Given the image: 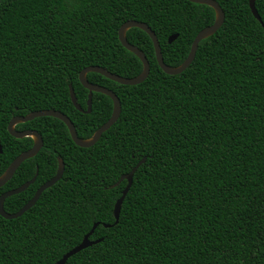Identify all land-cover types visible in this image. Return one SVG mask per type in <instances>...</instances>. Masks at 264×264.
<instances>
[{
	"label": "trees",
	"instance_id": "trees-1",
	"mask_svg": "<svg viewBox=\"0 0 264 264\" xmlns=\"http://www.w3.org/2000/svg\"><path fill=\"white\" fill-rule=\"evenodd\" d=\"M221 26L198 43L178 74L157 64L148 34L131 27L127 41L149 62L147 77L120 84L100 73L87 80L111 89L121 111L88 147L76 145L52 116L17 123L40 133L43 145L25 159L0 194L15 212L51 178L62 176L16 218L0 215V264H55L94 223L100 239L64 264H264V0H216ZM145 22L165 64L179 65L214 10L189 0H0V174L33 144L16 138L12 116L55 109L88 138L112 112L111 99L88 90L78 74L97 65L125 77L142 70L117 30ZM177 37L168 42L171 34ZM72 87L79 111L71 101ZM115 221L113 205L127 183L110 187L142 158ZM107 224L109 226H104Z\"/></svg>",
	"mask_w": 264,
	"mask_h": 264
},
{
	"label": "water",
	"instance_id": "water-1",
	"mask_svg": "<svg viewBox=\"0 0 264 264\" xmlns=\"http://www.w3.org/2000/svg\"><path fill=\"white\" fill-rule=\"evenodd\" d=\"M189 1L195 2V3H200V4H206V5L210 6L214 10V21L212 24L203 27L202 29H200L197 32V34L194 36V38L191 42L190 49H189L187 56L179 65L169 66V65L165 64L163 61L162 54H161L160 45H159V42L157 40L155 33L151 30V28L145 22L129 19V20L124 21L122 24H120V26L117 30V36H118V39H119L121 45L124 48H126L128 51L135 54L139 58V60L142 63L141 72L139 74L133 76V77H125V76H121V75L112 73V72L106 70L105 68H103L101 66H97V65H89V66H86L80 70V72L78 74L79 81L88 90L87 109L84 112L90 111L92 92L103 93V94L107 95L112 101V112H111L109 118L103 124H101L93 132V134L90 137L80 138L77 135V132L75 130V126L73 125L70 118L68 116H66L64 113H62L58 110H55V109H39V110L30 111L29 113H27L25 115L12 116L8 122V125H7V130L9 132V134L12 135L13 137H16V138H22V137L29 136L32 138L33 144L30 148L22 151L17 156H15L13 158V160L9 163L7 168L0 174V187L2 185H4L12 177L15 170L19 167V165L25 159L33 157L34 155H36V153L39 151V149L43 145V140H42L40 133H38L36 130H33V129H22V130L16 129L15 125L17 123H22V122L31 120L35 117H38V116H52V117L58 118L59 120H61L66 125L68 132L71 136V139L76 145L81 146V147H88V146H91L93 143H95L99 139V137L101 136L102 132H104L106 129H108L117 120V118L120 114V111H121V105H120V101H119L117 95L111 89H109L107 87L89 82L87 80L86 74L88 72H97V73H100L103 76H105V77H107V78H109L115 82H118L120 84H137L147 77V75L149 73V68H150L149 62H148L146 56L144 55V53L142 52V50H140L137 46H135V45H133L127 41L126 32L129 28L137 27V28L145 31L148 34V36L150 37V39L153 43L155 58H156L157 64L165 73H167V74H178V73L182 72L187 66H189V64L192 62V60L195 56V52H196L199 41L201 39H204V38L212 35L214 32H216L224 20V12L216 0H189ZM248 3H249V8H250L253 16L261 22V18H260L259 14L256 10V7H255V0H248ZM176 37H177L176 33L171 34L168 37V42L170 43ZM69 94H70V98H71V101L74 104V106L79 111H83L81 106L77 103L74 91L70 85H69ZM1 151L2 150H1V146H0V152ZM144 161H145V157H142L132 167V169L129 172L122 174L115 183L110 185V187H113V186H116L117 184H119L123 179L127 180L126 185L124 186V188L121 191L120 197L116 199V201L114 202V205H113V214L115 217L114 222H116L118 220L120 206H121L122 200H123L126 192L128 191V189L131 185L133 173L137 169V167L141 163H143ZM63 170H64V164H63L62 160L59 159L58 167H57L55 174L51 178H49L48 180L43 182L37 188V190L35 191L33 196L22 207H20L15 212H7L4 209L3 203H4L5 198L12 195V194H16V193H19V192L25 190L30 184H32L34 182V180L36 178V173L34 174V176L31 179L25 181L23 184L15 187V188L8 189V190H5L4 192H2L0 194V215L6 219L16 218V217L20 216L22 213H24L26 210H28L36 202L39 195L41 194V192L44 189L48 188L49 186H51L52 184H54L57 180H59L61 178ZM97 224H98V222L94 223L92 225V227L90 228V230L83 236L82 240L77 245L72 247L70 250L65 252L62 255V257L55 262V264H64L66 259L69 256H71L72 254L78 252L79 250H81V249H83V248H85V247H87L93 243L100 241V239L91 240L89 238L90 235L93 233V230ZM103 225L109 226L107 224H103Z\"/></svg>",
	"mask_w": 264,
	"mask_h": 264
}]
</instances>
